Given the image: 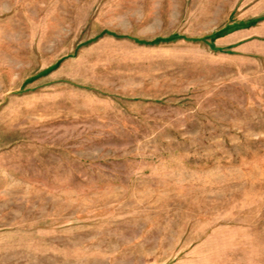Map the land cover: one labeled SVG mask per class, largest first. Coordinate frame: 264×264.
Segmentation results:
<instances>
[{
    "label": "rangeland",
    "instance_id": "1",
    "mask_svg": "<svg viewBox=\"0 0 264 264\" xmlns=\"http://www.w3.org/2000/svg\"><path fill=\"white\" fill-rule=\"evenodd\" d=\"M263 15L0 0V264H264V41L205 40Z\"/></svg>",
    "mask_w": 264,
    "mask_h": 264
},
{
    "label": "crops",
    "instance_id": "2",
    "mask_svg": "<svg viewBox=\"0 0 264 264\" xmlns=\"http://www.w3.org/2000/svg\"><path fill=\"white\" fill-rule=\"evenodd\" d=\"M263 20L264 15L248 20L232 21L225 26L226 33L215 41L221 46H226V50L239 54L261 53L254 51V48L264 41L263 29L259 24Z\"/></svg>",
    "mask_w": 264,
    "mask_h": 264
},
{
    "label": "trees",
    "instance_id": "3",
    "mask_svg": "<svg viewBox=\"0 0 264 264\" xmlns=\"http://www.w3.org/2000/svg\"><path fill=\"white\" fill-rule=\"evenodd\" d=\"M259 20H260V19H259ZM255 21H258V20H255ZM225 33H226V29L220 30V31H218V32L213 33V34L210 35L209 37H206L205 40H209L210 42H213L215 39H217V38L223 36ZM111 35H112V34H111ZM173 38H178V37H177V36H174ZM168 40H170V39H166V40H164V39H155V40H153V41L150 42V43H151V44H154V43H160V42H164V41H168ZM57 64H58V63H57ZM57 64L55 65L54 68H56ZM54 68H52V69H54ZM52 69H51V70H52Z\"/></svg>",
    "mask_w": 264,
    "mask_h": 264
}]
</instances>
